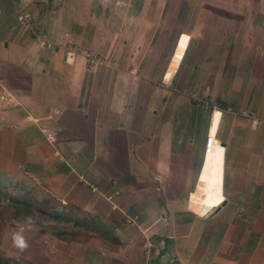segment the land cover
Masks as SVG:
<instances>
[{
	"label": "crops",
	"instance_id": "obj_1",
	"mask_svg": "<svg viewBox=\"0 0 264 264\" xmlns=\"http://www.w3.org/2000/svg\"><path fill=\"white\" fill-rule=\"evenodd\" d=\"M67 45L102 63L67 64ZM208 155L222 198L198 213ZM5 187L86 224L0 223L22 264H264V0H0Z\"/></svg>",
	"mask_w": 264,
	"mask_h": 264
},
{
	"label": "built area",
	"instance_id": "obj_2",
	"mask_svg": "<svg viewBox=\"0 0 264 264\" xmlns=\"http://www.w3.org/2000/svg\"><path fill=\"white\" fill-rule=\"evenodd\" d=\"M19 21H20L21 25H23L25 28L29 29L30 31H32L34 33L35 40H36L37 44H39L41 47L51 48V47L55 46V44L53 42L48 40V38L45 34H43V33L38 34L35 31L34 27L32 26L31 17L29 16V14H27L25 12H21L20 17H19ZM66 37H68V35H66ZM79 56L83 57L86 61V64L88 66H91V67L98 66L99 64L102 63V60L95 53H93L91 51L80 50L73 45H67L65 47V59H64V61L67 64H72L74 62V60ZM188 97L191 101L200 103V106L204 112H215L216 110H218V107L215 103H212V102H209L205 99L200 98L197 91L190 93ZM212 123H213V121L211 120L209 122V125L211 126ZM44 132H46V130H43V133ZM49 139L52 140L53 137L50 135ZM214 145H215V137H214V135H212L211 133L208 132L206 135V139H205V147H204L205 154L211 153Z\"/></svg>",
	"mask_w": 264,
	"mask_h": 264
},
{
	"label": "trees",
	"instance_id": "obj_3",
	"mask_svg": "<svg viewBox=\"0 0 264 264\" xmlns=\"http://www.w3.org/2000/svg\"><path fill=\"white\" fill-rule=\"evenodd\" d=\"M13 191H15L16 195L10 196L6 188H0V194L5 196L8 201H11L12 204H14L17 212L22 211L26 216H31L37 212L40 217H42L46 221L52 219L54 221H61L65 223V225L74 224L77 228L86 227V224L84 222L75 220L73 216L69 215L70 213L66 214L62 210L58 211L55 204L52 205L49 202H44L47 199H43L42 202H39L25 192H17L15 189H13ZM18 215L19 213L15 215L14 218L18 219ZM23 219L27 218L24 217ZM0 264H22V262L20 259L6 258L3 253H0Z\"/></svg>",
	"mask_w": 264,
	"mask_h": 264
},
{
	"label": "bare ground",
	"instance_id": "obj_4",
	"mask_svg": "<svg viewBox=\"0 0 264 264\" xmlns=\"http://www.w3.org/2000/svg\"><path fill=\"white\" fill-rule=\"evenodd\" d=\"M183 49L180 44L178 52ZM183 52V51H182ZM176 54H178L176 52ZM182 54V53H181ZM221 156L216 160L215 156L208 155L202 170L197 190L192 195L191 208L203 213L221 200Z\"/></svg>",
	"mask_w": 264,
	"mask_h": 264
},
{
	"label": "rangeland",
	"instance_id": "obj_5",
	"mask_svg": "<svg viewBox=\"0 0 264 264\" xmlns=\"http://www.w3.org/2000/svg\"><path fill=\"white\" fill-rule=\"evenodd\" d=\"M200 105V103H198ZM53 139H49L50 141H54L55 137L51 135ZM49 138V137H48ZM3 184H7L8 180H1ZM8 191V194L10 196L16 195L15 191H13L11 188L5 187ZM30 196V195H29ZM43 200H39V202H42ZM44 202H49L50 204H54L51 200L49 201H44ZM18 215V219L14 218L15 215ZM26 217L27 219H23ZM23 220V221H22ZM25 220V221H24ZM0 223H2L6 228L18 226L19 228L22 227H28V226H39L43 230H51L52 232H55L56 236L62 238L64 237L62 234L60 235L61 232L64 230H67L69 227L65 225V223L61 221H54L52 219L49 220H44L40 215L36 212L31 216H26L24 212H17L14 204H12L11 201H8V199L5 198L2 194H0ZM5 228V229H6ZM60 235V236H59Z\"/></svg>",
	"mask_w": 264,
	"mask_h": 264
},
{
	"label": "clouds",
	"instance_id": "obj_6",
	"mask_svg": "<svg viewBox=\"0 0 264 264\" xmlns=\"http://www.w3.org/2000/svg\"><path fill=\"white\" fill-rule=\"evenodd\" d=\"M13 242H14V244H16L21 249H23L24 247H26V245H25L22 237L14 236L13 237Z\"/></svg>",
	"mask_w": 264,
	"mask_h": 264
}]
</instances>
